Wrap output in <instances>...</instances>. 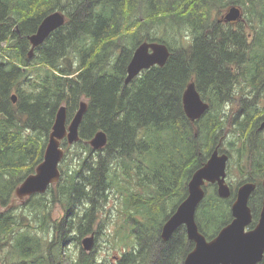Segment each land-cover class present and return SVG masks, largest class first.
<instances>
[{
	"label": "trees",
	"instance_id": "obj_1",
	"mask_svg": "<svg viewBox=\"0 0 264 264\" xmlns=\"http://www.w3.org/2000/svg\"><path fill=\"white\" fill-rule=\"evenodd\" d=\"M231 6L241 19L219 21ZM55 11L64 24L29 57L28 35ZM144 41L165 44L168 60L124 85ZM190 81L208 103L194 122L181 100ZM82 99L80 139L60 142V179L12 205L16 187L42 161L59 107L68 121ZM262 121L264 0H0V264H183L193 248L185 227L168 241L161 228L215 149L229 157L230 196L203 187L198 230L209 240L231 221L245 182L256 184L252 228L263 192ZM98 130L107 143L93 151L86 142ZM90 234L106 250H122L85 252L81 240Z\"/></svg>",
	"mask_w": 264,
	"mask_h": 264
},
{
	"label": "water",
	"instance_id": "obj_2",
	"mask_svg": "<svg viewBox=\"0 0 264 264\" xmlns=\"http://www.w3.org/2000/svg\"><path fill=\"white\" fill-rule=\"evenodd\" d=\"M241 16L240 8L231 6L219 21L234 23L238 22ZM64 22L65 17L60 12L46 15L36 31L28 37L31 45L29 57L33 49L41 45ZM169 55V49L163 43L154 41L139 43L127 64L124 85H128L142 71L152 66H164ZM15 100L13 94L12 101ZM181 100L183 112L191 122L198 120L208 109V103L200 97L193 81L186 85ZM86 109L87 103L81 100L78 109L67 123L66 107L64 105L59 107L48 135L42 161L35 167L34 172L27 175L16 187L13 203L34 195H42L51 185L58 182L60 179L58 166L64 155L60 142L65 139L72 145L80 139L78 130ZM263 128L264 122L260 124L259 130ZM87 143L93 151L100 150L106 145L107 136L104 131L98 130ZM228 161L226 153H220L216 149L212 151L206 161L193 172L187 185L185 199L161 228V239L168 241L177 228L185 227L187 239L193 243V248L185 256L183 264H258L264 259V195L259 219L253 228H248L252 221L248 200L255 190L254 183L245 182L237 187L230 208L232 220L212 239L206 240L196 225L195 212L204 197L203 187L206 184H215L219 198H229L230 188L226 182ZM261 187L264 191V179L261 181ZM94 243V235L90 234L81 240L82 249L89 252L93 249Z\"/></svg>",
	"mask_w": 264,
	"mask_h": 264
},
{
	"label": "rangeland",
	"instance_id": "obj_3",
	"mask_svg": "<svg viewBox=\"0 0 264 264\" xmlns=\"http://www.w3.org/2000/svg\"><path fill=\"white\" fill-rule=\"evenodd\" d=\"M169 33V32H168ZM169 35H171V36H176V33L174 32V31H172L171 33H169ZM234 109H235V106H234ZM72 118V117H71ZM70 118V119H71ZM258 130H259V128H258ZM222 145H225V146H227V141L226 140H224L223 142H222ZM227 181L228 182H230V180H228V178H227ZM230 183H232V182H230ZM251 183H254V182H251ZM255 184V183H254ZM256 185V184H255ZM255 189H256V187H255ZM261 189H262V187H261ZM255 191V190H254ZM254 191H253V193H254ZM262 191H263V189H262ZM253 193L251 194V196H250V198L252 197V195H253ZM262 195H263V192H262ZM250 200V199H249ZM262 200H263V196H262ZM15 203L16 202H12V205H15ZM112 203L110 202V205H111ZM232 205V204H231ZM248 206H249V208H250V205H249V202H248ZM18 207V206H17ZM230 208H231V206H230ZM0 211H1V209H0ZM250 211H251V208H250ZM109 213H111V215H113V214H115V210H114V204H112L110 207H109ZM251 215H252V212H251ZM115 217V216H114ZM114 217H112V219L114 218ZM114 220V219H113ZM116 223H118V224H120L122 221H121V219H116V220H114ZM111 229H112V227H110V230H103V232H106V233H108V232H110L111 231ZM87 236H89V235H85L84 237H87ZM84 237H82V238H84ZM97 245V252H98V255L99 256H105V255H116L117 254V252L118 251H120V250H122V247H120V248H118V249H115V248H111L110 250L108 249V250H106V246L104 245V243H103V238H101L100 240H96L95 241V243H94V247ZM132 245L131 244H126V249H129V247H131ZM120 249V250H119ZM264 259L262 260V262H260V263H258V264H263L264 262Z\"/></svg>",
	"mask_w": 264,
	"mask_h": 264
},
{
	"label": "bare ground",
	"instance_id": "obj_4",
	"mask_svg": "<svg viewBox=\"0 0 264 264\" xmlns=\"http://www.w3.org/2000/svg\"><path fill=\"white\" fill-rule=\"evenodd\" d=\"M55 12H58V11H55ZM51 13H53V12H51ZM60 13H61V12H60ZM49 14H50V13H49ZM62 14H63V13H62ZM63 15H64V14H63ZM31 35H32V34H31ZM31 35H28V37H30ZM28 37H27V38H28ZM30 49H31V48H30ZM29 51H30V50H29ZM129 61H130V60H129ZM82 100H85V99H82ZM85 102H86V100H85ZM44 147H45V146H44ZM262 179H264V178H262ZM262 179H261V181H262ZM261 181H260V182H261ZM263 195H264V191H263ZM263 195H262V196H263ZM249 199H250V198H249ZM10 202H11V201H10ZM230 213H231V212H230ZM231 218H232V217H231ZM258 219H259V217H258ZM231 220H232V219H231ZM257 221H258V220H257ZM230 222H231V221H230ZM230 222H229V223H230ZM251 222H252V221H251ZM256 223H257V222H256ZM256 223H255V224H256ZM227 224H228V223H227ZM227 224H226V225H227ZM250 224H251V223H250ZM254 226H255V225H254ZM223 227H224V226H223ZM223 227H222V228H223ZM222 228H221V229H222ZM219 231H220V230H219ZM219 231H218V232H219ZM199 232H200V231H199ZM201 234H202V233H201ZM202 235H203V234H202ZM203 236H204V235H203ZM204 237H205V236H204ZM211 239H212V238H211ZM206 240H207V239H206ZM209 240H210V239H209Z\"/></svg>",
	"mask_w": 264,
	"mask_h": 264
},
{
	"label": "flooded vegetation",
	"instance_id": "obj_5",
	"mask_svg": "<svg viewBox=\"0 0 264 264\" xmlns=\"http://www.w3.org/2000/svg\"><path fill=\"white\" fill-rule=\"evenodd\" d=\"M262 122H264V121H262ZM260 187H261V182H260ZM250 200H248V202H249ZM261 205H262V199H261ZM260 210H261V208H260ZM259 214H260V212H259ZM259 217V216H258ZM254 227V226H253ZM252 227V228H253ZM248 228H249V226H248ZM249 229H251V228H249Z\"/></svg>",
	"mask_w": 264,
	"mask_h": 264
}]
</instances>
